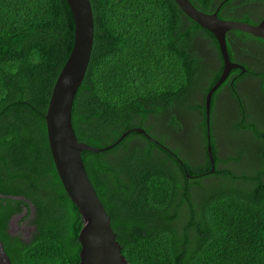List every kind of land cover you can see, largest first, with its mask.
Returning a JSON list of instances; mask_svg holds the SVG:
<instances>
[{"label":"trees","instance_id":"trees-1","mask_svg":"<svg viewBox=\"0 0 264 264\" xmlns=\"http://www.w3.org/2000/svg\"><path fill=\"white\" fill-rule=\"evenodd\" d=\"M227 1L190 0L204 13ZM233 1L219 18L242 12V22L257 24ZM90 3L94 42L72 109L76 137L103 148L142 128L160 143L131 132L109 151L81 153L122 255L129 264H264V41L227 34L231 60L250 71L233 70L213 94V167L203 103L222 72L213 34L174 0ZM74 31L66 0H0V239L11 264L80 262L83 222L58 177L45 121ZM252 41L262 60L250 56V66L242 47ZM246 79L259 88L244 103ZM225 89L235 102L230 130L243 135L235 151L213 133ZM159 126L187 143L166 144ZM15 217L26 235L11 234Z\"/></svg>","mask_w":264,"mask_h":264},{"label":"water","instance_id":"water-1","mask_svg":"<svg viewBox=\"0 0 264 264\" xmlns=\"http://www.w3.org/2000/svg\"><path fill=\"white\" fill-rule=\"evenodd\" d=\"M174 1L190 20L212 33L219 46L222 72L215 85L206 93L203 101L208 141L207 156L214 167L211 146L213 94L225 83L233 70H239L241 73L249 70L246 66L231 60L227 34L238 31L264 41V20L259 24H250L238 20L221 19L218 16L219 9L213 13H204L195 8L190 0ZM66 2L74 19V43L68 59L56 78L45 115L49 149L61 184L77 207L83 222L78 236L81 246L79 264H129L121 253V246L113 231L111 219L88 177L81 153L109 151L131 132L145 135L155 143H160L142 128H134L123 133L115 143L103 148H95L78 141L72 124V109L91 58L94 17L90 0H66ZM162 146L170 151L165 145ZM0 264H11L1 239Z\"/></svg>","mask_w":264,"mask_h":264},{"label":"rangeland","instance_id":"rangeland-1","mask_svg":"<svg viewBox=\"0 0 264 264\" xmlns=\"http://www.w3.org/2000/svg\"><path fill=\"white\" fill-rule=\"evenodd\" d=\"M264 11V9H262L259 13H257V15H259L260 13H262ZM240 14H242V12H238L236 14H231V15H227L225 16V19H233V20H239L241 21L242 19L240 18ZM258 50L253 46V41L252 43H247L242 47V56H247L245 58V62H247L248 65L251 66L249 59L251 60L250 56H254V58L258 61H261L262 58L260 57V54L258 55H254ZM253 63V62H252ZM261 68H264V66H262ZM255 89L258 90L259 88V81L256 80H252V79H246L244 80L242 83L239 84V90H241V92L244 94V98H246L247 92L249 91V89ZM235 109V102L233 100L230 99L229 96V92L227 89H225L223 91V94L221 95L219 102H218V108L216 109L215 113H214V117H213V122H214V126H213V133L216 136V138H220V142H222V146H224L227 150L229 151H235L236 150V146L238 145V143H240L239 141L242 140L243 135H238L233 133L230 130L229 127V122H230V114L229 111L231 110L232 112ZM180 118H184V113L181 112ZM215 124H216V128H215ZM189 127L192 130V124L189 123ZM157 131L164 133L167 135L166 138V144L170 145V143H172L173 141L179 145H184V143H187V138L185 136V134H179L175 131H170L168 128H166L165 126L162 127H157ZM187 131V129H186ZM193 131V130H192ZM153 132H156L153 130ZM193 134V133H192ZM156 135V134H155ZM222 140V141H221ZM227 152H224L222 149L220 151L221 155H226ZM183 156L186 157V155L183 154ZM24 232L25 235L28 233L29 229L24 225H20L18 223L17 217H15L11 224H10V232L11 233H19V232Z\"/></svg>","mask_w":264,"mask_h":264},{"label":"flooded vegetation","instance_id":"flooded-vegetation-1","mask_svg":"<svg viewBox=\"0 0 264 264\" xmlns=\"http://www.w3.org/2000/svg\"><path fill=\"white\" fill-rule=\"evenodd\" d=\"M229 1H233V0H228L227 2H223L221 5H219V7L217 8V9H219L218 12H224L225 13L226 11H229L231 9V7L226 5V3H228ZM232 4L238 5L239 9L247 10L248 14L250 16L251 22L259 24L262 20H264V11L262 13H260L259 15H257V13H259L262 9H264V0H234L232 2ZM224 5H226V6L224 7ZM237 45H239V44L233 45L234 50L236 48L238 49ZM262 62L263 61L259 62L260 63L259 65L264 66V64ZM238 63H240V62H238ZM240 64L244 65L243 63H240ZM247 68L249 69V67H247ZM249 71H250V69H249ZM245 74H247V73H245ZM222 94H223V92L219 94L217 101L220 99ZM241 98H242L243 102L246 103V101L242 95H241ZM11 234L14 235L15 233H11Z\"/></svg>","mask_w":264,"mask_h":264}]
</instances>
